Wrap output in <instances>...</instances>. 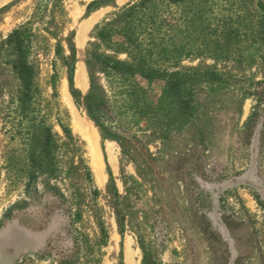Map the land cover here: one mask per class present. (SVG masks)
Returning a JSON list of instances; mask_svg holds the SVG:
<instances>
[{
  "label": "rangeland",
  "instance_id": "374dc122",
  "mask_svg": "<svg viewBox=\"0 0 264 264\" xmlns=\"http://www.w3.org/2000/svg\"><path fill=\"white\" fill-rule=\"evenodd\" d=\"M0 264H264V0H0Z\"/></svg>",
  "mask_w": 264,
  "mask_h": 264
},
{
  "label": "trees",
  "instance_id": "16d2710c",
  "mask_svg": "<svg viewBox=\"0 0 264 264\" xmlns=\"http://www.w3.org/2000/svg\"><path fill=\"white\" fill-rule=\"evenodd\" d=\"M181 1V0H175ZM29 37V31L27 29H17L14 33V40L18 45V51L20 61L18 63V73L22 83V95L21 100L27 101L31 95V87L33 81V68L27 58L26 40Z\"/></svg>",
  "mask_w": 264,
  "mask_h": 264
}]
</instances>
